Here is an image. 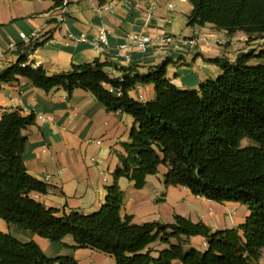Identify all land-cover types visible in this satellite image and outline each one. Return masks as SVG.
I'll return each mask as SVG.
<instances>
[{"label":"trees","instance_id":"1","mask_svg":"<svg viewBox=\"0 0 264 264\" xmlns=\"http://www.w3.org/2000/svg\"><path fill=\"white\" fill-rule=\"evenodd\" d=\"M54 1L62 7L63 0ZM188 1L193 6L190 27L210 24L230 37L238 32L250 38L264 36V0ZM41 45L19 47L18 62L0 75V92L21 78L47 93L63 89L72 97L76 90H84L108 112L133 117L135 127L123 145L126 153L119 156L121 166L102 208L90 215H60L31 196L48 193L47 186L28 173L23 159L28 144L24 131L35 125V115L5 112L0 121L1 220L54 243L72 237L76 249L113 256L115 264H261L264 50H245L235 61L206 59L223 73L196 91L181 90L168 78V68L176 64L171 58L145 74L97 59L50 75L28 60L29 51ZM112 71L122 72V77H113ZM149 85L155 87V100L140 103L130 96L137 87ZM161 167L167 169V187H185L194 196L219 204L240 203L250 216L238 228L224 231L182 216H175L172 224L135 225L132 216H122L125 194L119 181L127 179L142 190ZM199 236L205 238L207 250H187L191 239ZM158 242L167 249L155 250L152 246ZM0 264L80 263L72 257L50 258L36 242L23 243L0 229Z\"/></svg>","mask_w":264,"mask_h":264},{"label":"crops","instance_id":"2","mask_svg":"<svg viewBox=\"0 0 264 264\" xmlns=\"http://www.w3.org/2000/svg\"><path fill=\"white\" fill-rule=\"evenodd\" d=\"M68 2L65 10H61L54 0H0V75L18 62L19 47L33 42L42 45L29 51V63L43 66L50 75L68 72L74 65L97 59L145 74L149 68L171 58L176 62L168 68L172 83L181 90L200 91L202 84L223 73L206 59L224 57L235 61L248 46L239 40V35L230 37L210 24L190 27L193 6L188 0ZM106 6L113 10H105ZM169 6L174 9L170 10ZM100 28L107 30L109 38V49L103 54L91 44ZM133 33L184 38L210 34L212 40L190 52H179L173 47H151L145 53L134 51L130 54L131 62L125 63L118 48ZM22 34L28 41L22 39ZM82 37L89 43L79 42ZM112 76L122 77V72L116 71ZM130 96L140 103L151 102L156 97L155 87L139 86ZM7 111L36 117L35 125L24 131L28 144L23 159L28 173L44 183L48 193H32V198L48 208L58 209L60 215L98 212L106 202L107 188L115 183L114 174L121 166L119 156L126 153L123 145L130 141L134 118L108 112L90 92L76 90L72 97L63 89L47 93L24 78L5 85L0 92V121ZM166 174L167 169L161 167L157 176L147 178L142 190L121 179L119 184L125 194L122 216H132L135 225L172 224L175 216H182L194 223L202 222L213 231L236 229L250 216L248 207L240 203L219 204L196 197L185 187H167ZM0 229L23 243L36 242L50 258L72 257L80 264H115L113 256L76 249L72 237L54 243L1 219ZM152 247L157 251L167 249L160 242ZM207 248L205 238L200 236L193 237L186 247L201 252ZM263 257L264 250L260 262Z\"/></svg>","mask_w":264,"mask_h":264},{"label":"built area","instance_id":"3","mask_svg":"<svg viewBox=\"0 0 264 264\" xmlns=\"http://www.w3.org/2000/svg\"><path fill=\"white\" fill-rule=\"evenodd\" d=\"M41 1V0H39ZM68 0H63V5L60 8L61 10H65L68 6ZM107 11H112L111 6H106L104 8ZM170 10H173V6H169ZM22 39L28 41L27 37L22 34ZM79 42L81 43H89V41L82 37ZM210 43V39L203 36H195L190 38H184L181 36H173L169 34H158L155 36L151 35H142V34H130L127 36L125 44L119 46L118 50L121 52L120 56L124 58L125 63L131 62V52L139 51V52H147L151 47H157L159 49H167L173 47L176 51L186 52V51H197L201 49L203 46L208 45ZM93 47L100 52L101 54L105 53L109 49V38L108 32L104 28H100L98 30V35L95 40L91 43ZM114 71H112V74ZM111 92L118 94L121 93L114 89H111Z\"/></svg>","mask_w":264,"mask_h":264},{"label":"rangeland","instance_id":"4","mask_svg":"<svg viewBox=\"0 0 264 264\" xmlns=\"http://www.w3.org/2000/svg\"><path fill=\"white\" fill-rule=\"evenodd\" d=\"M213 29H215V27H213ZM237 35L240 36V41H243L245 44H248V46H245V50L250 51L251 49H255V50H264V36L261 37H253L250 38L249 36L245 35V33L243 32H238ZM203 37H207L208 39H210V43L212 40V36H210V34L207 35H202ZM248 38V41H244ZM209 43V44H210ZM161 177V175H159ZM125 200V199H124ZM262 258V257H261ZM261 264H264V257L262 259V262H260Z\"/></svg>","mask_w":264,"mask_h":264}]
</instances>
